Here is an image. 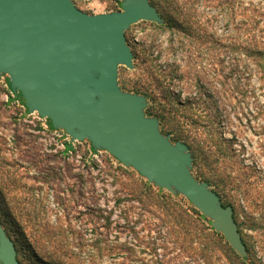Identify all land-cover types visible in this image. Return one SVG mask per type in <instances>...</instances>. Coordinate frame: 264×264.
<instances>
[{
  "label": "rangeland",
  "instance_id": "1",
  "mask_svg": "<svg viewBox=\"0 0 264 264\" xmlns=\"http://www.w3.org/2000/svg\"><path fill=\"white\" fill-rule=\"evenodd\" d=\"M122 1L73 0L89 14L121 11ZM156 1L167 8L168 23L140 20L126 30L134 68L120 65L118 84L134 93L136 83L170 74L171 106H165L171 111L160 129L173 143L175 135L184 137L223 184L221 200L232 202L248 254L264 264V0ZM150 106L156 109L148 99L146 115L155 117ZM48 124L0 73V214L7 201L15 212L37 218L42 232L58 224L89 243L107 238L103 246L127 252L88 246L76 248L77 256L42 257L36 264H206L201 252L208 249L211 219L187 197ZM191 172L205 181L194 161ZM225 241L209 247L214 264H231Z\"/></svg>",
  "mask_w": 264,
  "mask_h": 264
},
{
  "label": "water",
  "instance_id": "2",
  "mask_svg": "<svg viewBox=\"0 0 264 264\" xmlns=\"http://www.w3.org/2000/svg\"><path fill=\"white\" fill-rule=\"evenodd\" d=\"M121 11L89 14L73 0H0V73L30 112L48 118L73 141L88 139L155 185L187 197L211 219L240 257L248 251L232 205L191 172L194 157L173 143L146 95L124 91L120 65L134 68L126 30L140 20L163 23L150 0H123ZM0 264H24L0 221Z\"/></svg>",
  "mask_w": 264,
  "mask_h": 264
},
{
  "label": "trees",
  "instance_id": "3",
  "mask_svg": "<svg viewBox=\"0 0 264 264\" xmlns=\"http://www.w3.org/2000/svg\"><path fill=\"white\" fill-rule=\"evenodd\" d=\"M151 2L160 9V15L163 19V24L166 22L168 23L167 19L169 17L167 8H160L159 3L156 0H151ZM168 80H170V74L164 73L162 77H154L153 81L150 83L147 81L139 82L138 84L136 83V85H134V89H132L134 93L146 95L150 101H154L156 109L150 106L148 108V113L159 118L161 125L164 127L166 121H169V116L167 113H170L171 111L167 108V106H165H171V100L169 96L170 91L167 87ZM18 98L21 99L20 95H18ZM48 125L50 130H54L50 120ZM164 129L166 130V133L171 134V131L168 129V127ZM173 139L175 141H185V138L181 135H175ZM71 149L72 145L68 143L66 150L69 151ZM92 149L94 150L93 147ZM193 155L194 165L198 173L205 181H208L210 184L215 186L216 192L222 197L221 192L224 190L223 184L215 180L208 173V171L205 170V165H201L202 159L199 158L197 154L193 153ZM231 203L228 205H232ZM3 205L4 207L7 205V207L5 210L2 209L0 221L8 236L14 240L17 248L18 259L24 264H36V261L40 260L42 257L57 260L59 258L77 256L79 251H84L88 246L95 247L100 252L116 253L117 255L127 252L123 246H116L113 244H106L103 246L102 243L107 240V238H97L92 243H89V241L84 239V236L80 232L76 231V229L74 230L64 228L58 224L55 226L48 225L45 228V231L42 232L39 230L37 218H35L33 215H30L26 212H15L13 207H11L7 201H5ZM1 208H3V206H1ZM193 209L196 211L195 208ZM98 211H100V209ZM95 217L97 219H107L106 216L99 214H96ZM206 229L208 249H203L201 252V258L204 259L206 264H214L212 251H209V247L212 246V242L216 244H223V246H226L227 243L224 239V236L214 230L211 222L207 224ZM195 238L196 237L192 235L191 240H194ZM243 240L246 244L248 253H250L251 251L244 237ZM76 248L78 249V252H76ZM225 249L229 250L231 264H260L256 262L255 259H252L250 254L243 258L240 257L231 247ZM132 251H134V249H132Z\"/></svg>",
  "mask_w": 264,
  "mask_h": 264
},
{
  "label": "flooded vegetation",
  "instance_id": "4",
  "mask_svg": "<svg viewBox=\"0 0 264 264\" xmlns=\"http://www.w3.org/2000/svg\"><path fill=\"white\" fill-rule=\"evenodd\" d=\"M150 2H151V0H150ZM152 3V2H151ZM153 4V3H152ZM156 6V5H155ZM157 7V6H156ZM157 9H158V11H159V13H160V9L157 7ZM161 16V15H160ZM146 21V20H145ZM165 25L167 24V22L166 23H164ZM10 89H11V85H10ZM12 90V89H11ZM13 91V90H12ZM14 92V91H13ZM19 95V94H18Z\"/></svg>",
  "mask_w": 264,
  "mask_h": 264
}]
</instances>
